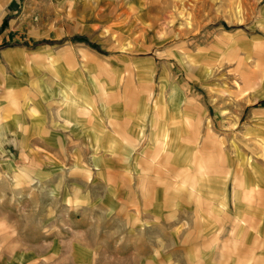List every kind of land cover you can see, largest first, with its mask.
Listing matches in <instances>:
<instances>
[{
  "label": "rangeland",
  "instance_id": "rangeland-1",
  "mask_svg": "<svg viewBox=\"0 0 264 264\" xmlns=\"http://www.w3.org/2000/svg\"><path fill=\"white\" fill-rule=\"evenodd\" d=\"M2 1L0 264H264V0Z\"/></svg>",
  "mask_w": 264,
  "mask_h": 264
},
{
  "label": "crops",
  "instance_id": "crops-1",
  "mask_svg": "<svg viewBox=\"0 0 264 264\" xmlns=\"http://www.w3.org/2000/svg\"><path fill=\"white\" fill-rule=\"evenodd\" d=\"M2 1V0H1ZM3 2V1H2ZM66 100H67V104H68V106L70 105V103H72V100H71V96L69 97H66ZM66 120L69 122V123H71V122H73V119H69L68 117L66 118ZM16 122V121H15ZM175 153H176V158L179 160V164L178 165H182L183 167L185 166V165H188V162H189V160L186 158V156L187 155H185V154H181L182 152L180 151V152H178L177 150H175L174 151ZM252 161V160H251ZM254 162V161H253ZM246 163H248V165H247V167H245L244 165L241 167L242 168V171L243 172H245L243 175L245 176L244 177V180H245V183H244V186L243 187H240V184H239V186H231L232 188V190H229L228 189V185L229 184H227V186L226 185H224V183L222 184V186H219L218 184H219V182L217 181V182H215L216 184L214 185V184H212V186L209 188V185H207V190L209 191H212V192H214L215 193V196L216 197H222V196H227V198L228 199H230V193L232 194L233 193V195L232 196H235V195H237V194H239V193H245V192H248L249 194H250V196H252V197H255V196H257L256 194H254L255 192H259V193H264L263 191V185H261L262 183H263V181L262 180H264V173H263V171H261V169H259L258 167H257V165L256 164H254V163H252V162H250V161H248V162H246ZM180 167V166H179ZM248 167H250L251 168V170L249 169V172L250 173H248L247 171H248ZM186 168V167H185ZM184 168V169H185ZM247 168V169H246ZM188 169L189 168H187V169H185V171L186 172H188ZM176 171V173L178 174H180L181 172H182V170H181V167L179 168V169H176L175 170ZM251 175V178H249V177H247V175ZM181 175V178H182V183L179 185V186H177V187H175L174 186V191H175V194H176V197L177 198H184V199H188L189 197L191 198V191H190V187H191V185L189 184L192 180H191V174L188 172V174H186L185 173V175L183 176L182 174H180ZM249 180V181H248ZM188 183V185H184L185 183ZM168 181L167 182H165V187L164 188H166L167 186H168ZM205 183H207V181H205ZM214 183V182H213ZM163 186V185H162ZM245 187V188H244ZM207 193V192H206ZM248 193H246V195L248 194ZM157 194V193H156ZM208 194V193H207ZM173 195V194H172ZM167 198L165 197V195H163L162 196V199L161 200H159L158 202H153V204H152V209L153 210H156L157 208H162V207H164L165 206V203L167 204ZM186 206V205H185ZM183 207V209L182 210H186V207ZM188 207V206H187ZM188 209V208H187ZM189 209H190V207H189ZM167 210V209H166ZM262 212H260V210H259V208H249V207H245L244 209L243 208H241V209H239L238 211H236V213L234 214V218H235V220H234V222H237L238 224H239V227H242V225H243V220H245L246 221V219H243L242 217H246V216H250V215H253L254 217H256V221H258V216H260V214H261Z\"/></svg>",
  "mask_w": 264,
  "mask_h": 264
}]
</instances>
